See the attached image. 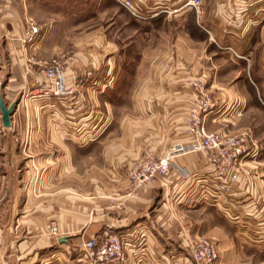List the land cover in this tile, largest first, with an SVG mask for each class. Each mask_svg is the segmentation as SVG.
<instances>
[{"label": "crops", "instance_id": "crops-1", "mask_svg": "<svg viewBox=\"0 0 264 264\" xmlns=\"http://www.w3.org/2000/svg\"><path fill=\"white\" fill-rule=\"evenodd\" d=\"M22 1L19 14L11 0H0L1 53H7L5 65L0 54V93L6 106L15 104L9 128L0 116V264H86L84 243L109 230L127 238L129 264H195L191 250L201 237L217 244L213 264L264 257V120L250 119L239 130L252 134L259 151L245 163L234 190L233 219L222 206L202 200L201 187L213 174L203 153L177 157L171 174L137 198L130 196L126 178V169L143 153L160 155L185 140L187 108L199 90L214 93L227 107L211 117L207 129L217 125L212 132L230 134L219 126L264 110V0H202L200 15L192 9L174 12L182 0H133L143 18L122 12L145 40L143 52L125 57L130 70L124 75L135 83L98 93L88 88L99 67L119 64L114 51L120 47L99 29L91 48L72 53L65 81L74 93L58 104L26 86L27 56L50 62L59 55L54 45V54L40 55L53 23L28 16V0ZM31 23L41 32L33 44L26 42ZM129 43L131 54L135 44ZM223 74L236 78L224 83ZM126 96L129 115L113 124L116 101ZM90 110L109 121L90 130L84 117ZM77 113L83 117L76 122ZM176 168L193 178H182ZM234 237L242 248H234Z\"/></svg>", "mask_w": 264, "mask_h": 264}, {"label": "built area", "instance_id": "built-area-1", "mask_svg": "<svg viewBox=\"0 0 264 264\" xmlns=\"http://www.w3.org/2000/svg\"><path fill=\"white\" fill-rule=\"evenodd\" d=\"M115 1L132 17L143 18L133 0ZM201 5L202 0H182L179 7L173 11L192 9L200 15ZM40 33L38 25L29 24L26 42L33 44ZM3 38L0 34V50ZM26 61V86L33 92L38 91L35 95L40 94L54 104L73 96V90L66 85L65 81V70L69 65H74L73 60L53 59L45 62L36 60L30 55L27 56ZM35 67L38 71L34 70ZM105 87L106 85L103 88ZM216 108V100L204 90H199L187 108L185 140L171 144L162 155L145 152L126 169L131 197H139V192L143 188H149L156 181L167 178L176 167L177 157L187 153H203L213 174L210 182H204L201 187L202 200L215 206H222L224 215L233 219L231 205L234 190L240 178L245 175V163L256 160L259 149L248 131L234 135L207 131L204 126L205 118ZM176 170L184 179L193 178L185 169L176 168ZM51 231L55 234L54 229ZM128 246L129 242L125 236L117 231L109 230L101 237L91 238L84 243L82 259L86 264H129ZM218 258V248L213 242L199 239L193 244L191 259L195 264H213Z\"/></svg>", "mask_w": 264, "mask_h": 264}, {"label": "rangeland", "instance_id": "rangeland-1", "mask_svg": "<svg viewBox=\"0 0 264 264\" xmlns=\"http://www.w3.org/2000/svg\"><path fill=\"white\" fill-rule=\"evenodd\" d=\"M11 1H12L13 9L17 11V13L20 14L18 9L21 8V2L23 3V1L22 0H11ZM40 2L42 4L39 3L37 0H28L27 7H28V16L35 18V19H40L45 24L49 23L50 21H52L53 23V29L50 32H48L46 37L44 38L43 47L40 52L41 56L49 57L51 54H54L56 52L59 55L58 59H62L63 61L72 59L71 56L73 52L77 53L82 48L85 51H87L89 47L91 48V46L93 45L92 43L93 40H97V36L101 35V33L98 34V30L100 29V32H103L104 30L106 32L105 33L106 38L111 43H115L117 46L120 47V49L116 48V50L114 51L116 57L117 58L120 57L118 59L119 64L116 63V66L102 65L101 67H99V69L95 71L94 74H92V76H90V78L88 79L90 80L88 84L89 86L88 88L91 91L98 93V91H101V90L106 92L108 90L115 89V86H118L119 83H120V85L118 86L119 89L120 87H122L123 90H125L126 88H129V86L135 83V82H132L131 84L126 79L129 77L124 75L125 72L129 73V70H130V67L126 66L125 64L127 62L125 57H129L130 55L134 57L136 55L137 50L141 52V50L144 49L143 42H145V40L142 37L143 35L141 36L139 34L134 33V29L132 28L134 25L132 24V22L127 21L124 12H122L123 10L122 7L116 1L114 0H60V1L56 0L54 3H51V4L49 0H46V2L44 0ZM103 5L105 6L107 5L106 7H109V9L104 11ZM157 39H154L153 41L157 42L156 41ZM130 41L134 42L133 44H135V47L132 50L131 54L129 52L130 47H128V45L130 44L129 43ZM4 42L5 41H2L1 49H2ZM81 44L83 45L80 48L79 45ZM51 45L57 46L58 47L57 51L55 52L52 51ZM75 45H77L78 48ZM65 51H67L66 53L69 52L70 56L64 53ZM224 51L229 53V55H232L235 59H242V56L239 54H236L235 50H233L232 48L224 49ZM0 54H2V65H5L6 64L5 60L7 59V53L5 50L2 51L1 53V50H0ZM122 54H124L125 56L123 57ZM102 56H103V53L100 55V57ZM203 67L204 69H207V70L212 69V71H214V69L211 67L210 64H204ZM119 72H121L120 73L121 76H118ZM220 77L223 78L222 81L224 83H229L225 81L227 79L230 80V83H231V81L236 78V74H234V76L231 75V77H229V74L228 75L223 74V76H219V78ZM240 77L241 76H239V78ZM120 80L122 81L120 82ZM104 85H106L105 88H103ZM207 93L210 94V96L213 99H215L217 103V108L214 110V112L211 115L207 116L204 121V126L206 130L209 132H212V130H214L217 125H214V128L212 129H207L209 126L208 123L209 122L213 123V121L211 122V117L214 118L215 116H219L220 114L224 113L227 107H226V104L222 102V100L214 96V93H209V92ZM111 97H114V96L111 95ZM116 102L118 103L115 109H113V111L111 112V118L113 120V124L118 121H121L123 116H128L129 110H130L129 109L130 103H129L128 96L119 98V100ZM239 112H241V110H239ZM77 115L78 113L74 115V121L76 122L80 118L83 117V115L82 116H80V114L79 116ZM88 116H89L88 123H90L89 126L91 128L90 130L92 129L97 130L98 127L101 128L104 124H106L109 121V118L107 116L104 117L102 112L100 115H98L96 113H93L92 110H90L88 113L85 114L84 117L86 118ZM242 116H243V113L239 115H235L236 119H233L232 121V122L235 121L233 123L234 126L230 125L229 127H227V126H224L225 124H223V126L220 125L219 127L230 132V134H226V135L237 134L239 130H242L241 129L242 126H247V121H249L250 119L256 122L259 119L264 120V110L256 109L255 112H251L250 114H245L244 117ZM244 128L245 127H243V129ZM171 144H169L166 147V149ZM166 149L164 150V152L166 151ZM95 164H97V161H95ZM95 164L94 162H90V165H95ZM203 216L204 218H206V216L209 217L207 214H204ZM200 239H207L213 242L215 245H217L215 241H213L212 239H208L206 237H201ZM242 247H243L242 242L237 241L234 237V248H242ZM236 259L238 260V264H264L262 262L264 261V257L258 254L256 255L254 254L252 257H249V258L240 256V257H237Z\"/></svg>", "mask_w": 264, "mask_h": 264}, {"label": "water", "instance_id": "water-1", "mask_svg": "<svg viewBox=\"0 0 264 264\" xmlns=\"http://www.w3.org/2000/svg\"><path fill=\"white\" fill-rule=\"evenodd\" d=\"M14 107H15V104L6 106L4 101L2 100V96L0 93V116H1L2 126L4 128H9L11 125L10 117H11Z\"/></svg>", "mask_w": 264, "mask_h": 264}]
</instances>
